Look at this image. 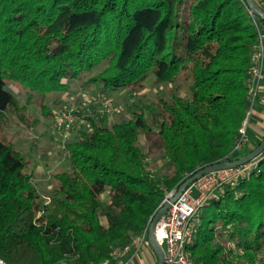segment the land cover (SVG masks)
Returning <instances> with one entry per match:
<instances>
[{"label":"trees","instance_id":"obj_1","mask_svg":"<svg viewBox=\"0 0 264 264\" xmlns=\"http://www.w3.org/2000/svg\"><path fill=\"white\" fill-rule=\"evenodd\" d=\"M252 1L264 12V0ZM248 11L244 0H0V128L18 106L8 83L29 101L82 77L107 92L149 77L178 82L111 125L107 115L82 116L46 198L0 136L1 260H111L190 175L259 144L264 135L234 150L256 39ZM216 193L193 221L186 246L193 264H264V159Z\"/></svg>","mask_w":264,"mask_h":264},{"label":"rangeland","instance_id":"obj_2","mask_svg":"<svg viewBox=\"0 0 264 264\" xmlns=\"http://www.w3.org/2000/svg\"><path fill=\"white\" fill-rule=\"evenodd\" d=\"M85 79L82 77L80 80L69 81L64 91L34 93L29 101H26L27 94L19 84H7L6 88L15 96L18 106L17 109L8 112L0 128V136L24 157L26 162L24 171L33 174L37 190L44 198L56 182L54 174L65 168L67 163L66 152L63 149L65 140L61 129L56 127L60 113L77 108L76 113L81 114L75 115L77 121L71 128L69 140L84 124L82 116L94 113L107 115L108 125H111L120 116L130 117L132 109L136 106L142 108L156 102L159 96L168 95L176 88L175 83H178L174 82L171 85L156 83L149 77L142 85L135 84L117 92H107L92 83H86ZM184 82V78L179 81L182 88ZM178 89L180 92L179 86ZM259 97L264 99V95ZM255 110L257 109H253L254 113L246 132L248 138L246 148L264 135V124L261 125L258 121ZM142 246L143 249L146 243Z\"/></svg>","mask_w":264,"mask_h":264},{"label":"built area","instance_id":"obj_3","mask_svg":"<svg viewBox=\"0 0 264 264\" xmlns=\"http://www.w3.org/2000/svg\"><path fill=\"white\" fill-rule=\"evenodd\" d=\"M248 12L251 16L252 23H254L253 26L256 31V39L255 45H253L252 48L250 66L248 68L249 105L244 120H242L237 131V139L234 146V150L237 151L245 147L248 142L246 132L250 126V118L254 113L253 109L259 104L264 105V99L259 97L264 80V30L260 28L258 22L254 18V14L250 11ZM76 112H78L77 108H70L68 111L60 113L59 120L56 123V127L61 129L63 140L65 141L69 138L71 128L77 121L75 116ZM259 159H264V151L259 155V158L257 157V159L243 166L211 171L201 176L183 190L154 227V238L164 252V264H193L186 246L192 240L194 230L193 221L200 209L210 199L217 198L216 190L218 188L225 186L230 188L235 187L241 178L245 177L247 173L256 168ZM172 193L173 192L167 195L165 201L171 198ZM146 240L147 231H144L139 236L135 237L128 245L114 250L112 257H115L123 251H127L131 246L138 249ZM0 264L7 263L0 259ZM97 264H123V262L120 260H103Z\"/></svg>","mask_w":264,"mask_h":264},{"label":"water","instance_id":"obj_4","mask_svg":"<svg viewBox=\"0 0 264 264\" xmlns=\"http://www.w3.org/2000/svg\"><path fill=\"white\" fill-rule=\"evenodd\" d=\"M246 7L249 9V11L254 15L258 16L260 19L264 22V12L260 10L252 0H244ZM264 151V136L262 140L259 142V144L248 154L245 156H242L238 158L237 160L232 161H221L209 166H205L196 172H194L192 175H190L185 181L172 193L171 198H169L167 201L163 203V205L157 210L155 215L153 216L147 230V243L152 249L155 257H156V264H164V252L163 249L158 245L154 238V227L157 221L166 213L168 208L172 203L176 201V199L179 197V195L185 190L189 185L194 183L197 179H199L201 176L215 170L220 169H228V168H235L239 166H243L257 157L259 158V155Z\"/></svg>","mask_w":264,"mask_h":264},{"label":"crops","instance_id":"obj_5","mask_svg":"<svg viewBox=\"0 0 264 264\" xmlns=\"http://www.w3.org/2000/svg\"><path fill=\"white\" fill-rule=\"evenodd\" d=\"M255 111L258 121H260L261 125L264 124V105H257ZM258 132V131H257ZM146 243V242H144ZM143 244L136 249L135 247L131 246L127 251H123L112 257V261H122L123 264H154L156 262V257L148 245L142 249Z\"/></svg>","mask_w":264,"mask_h":264}]
</instances>
